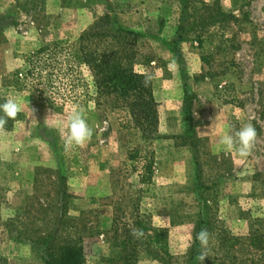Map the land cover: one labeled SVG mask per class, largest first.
I'll return each mask as SVG.
<instances>
[{
    "label": "rangeland",
    "instance_id": "374dc122",
    "mask_svg": "<svg viewBox=\"0 0 264 264\" xmlns=\"http://www.w3.org/2000/svg\"><path fill=\"white\" fill-rule=\"evenodd\" d=\"M106 14L134 34L94 44L149 76L154 119L133 115L130 96L98 94L87 69L76 91L64 75L43 91L27 83V56L54 43L77 51ZM7 99L20 106L0 129L9 264H46L52 236L53 261L77 239L84 264H202V251L203 264H264L250 245L253 233L264 240V0H0ZM73 108L93 135L66 146ZM246 124L257 133L251 154L225 150L221 137ZM202 228L206 249L195 241Z\"/></svg>",
    "mask_w": 264,
    "mask_h": 264
},
{
    "label": "trees",
    "instance_id": "16d2710c",
    "mask_svg": "<svg viewBox=\"0 0 264 264\" xmlns=\"http://www.w3.org/2000/svg\"><path fill=\"white\" fill-rule=\"evenodd\" d=\"M116 28L107 30V27ZM105 27V28H104ZM134 34L124 31L115 17L106 14L101 22H96L80 38L78 50L74 52V45H64L54 43L51 46H41L36 52L26 57L28 66L26 80L28 84L39 86L40 90L52 89L63 75L71 82V88L76 91V87L85 82L83 77L84 69L93 76V82L98 94H121L133 98L131 102L132 114L139 118L156 117L157 103L153 97L149 76L136 72L133 67L120 63L116 57L110 59L101 53L100 49L94 44L98 38H110L112 40H126ZM16 86H23L21 78L17 73L13 75ZM148 81L147 86L145 81ZM187 123L191 120V108L186 105L185 110ZM189 125V123H188ZM138 151L131 158H136ZM152 165L145 167L148 175L142 176V182L151 181ZM55 237L45 238V242L51 250ZM263 235L253 233L250 238V245L257 251L264 249ZM196 251L198 248H195ZM194 249V250H195ZM47 248L43 249L46 264H84L85 253L82 244L77 239L66 240L59 256L53 261L49 258L51 252ZM193 255L194 252L192 253ZM0 264H9L8 259L0 255ZM191 264H195L191 262Z\"/></svg>",
    "mask_w": 264,
    "mask_h": 264
},
{
    "label": "clouds",
    "instance_id": "9594fccd",
    "mask_svg": "<svg viewBox=\"0 0 264 264\" xmlns=\"http://www.w3.org/2000/svg\"><path fill=\"white\" fill-rule=\"evenodd\" d=\"M148 81H145L147 86ZM20 111L19 104L14 99H7L0 103V129L8 123L9 119H14ZM68 137L65 141L66 146L75 144L82 145L93 135V130L89 127L82 112L73 108L67 117ZM256 129L251 124H246L233 134H225L221 137L219 143L225 150L230 151L236 148L238 154L246 157L251 154L256 138ZM142 232H134L133 235H142ZM210 233L207 229H201L195 235V241L199 243L201 249H206L210 241ZM207 256L201 252L200 260L203 264Z\"/></svg>",
    "mask_w": 264,
    "mask_h": 264
}]
</instances>
